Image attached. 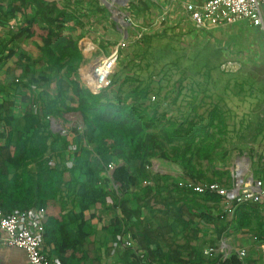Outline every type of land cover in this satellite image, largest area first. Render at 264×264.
Here are the masks:
<instances>
[{"label":"trees","instance_id":"1","mask_svg":"<svg viewBox=\"0 0 264 264\" xmlns=\"http://www.w3.org/2000/svg\"><path fill=\"white\" fill-rule=\"evenodd\" d=\"M90 4L0 0V88L12 87L0 98V210L7 215L26 210L32 216L44 209V251L60 264L82 262L78 254L96 230L95 214L88 218L86 213L109 198L120 211L109 231L133 241L126 250L129 264H244L236 251L223 259L204 250L217 246L231 223L238 229L255 224L262 234L260 203L238 204L230 215L225 196L180 184L230 185L231 174L218 166L209 143L215 134L228 133L225 112L214 105L198 113L206 89L194 94L179 119L161 112L162 99L145 104L150 83L126 96L111 94V78L97 92L82 86L73 78L83 60L79 40L87 27L82 17L110 14L95 0ZM142 4L148 6L140 0L129 8L142 11ZM22 102L26 107L17 115L15 104ZM68 113H80L82 124L72 125L67 134L53 129L48 117L64 119ZM154 158L178 164L186 178L153 172ZM262 159L257 162L263 177ZM112 179L121 184V196ZM207 224L217 228L215 237L203 234Z\"/></svg>","mask_w":264,"mask_h":264},{"label":"rangeland","instance_id":"2","mask_svg":"<svg viewBox=\"0 0 264 264\" xmlns=\"http://www.w3.org/2000/svg\"><path fill=\"white\" fill-rule=\"evenodd\" d=\"M181 8H175L179 16L184 13ZM128 11L134 14V10L128 8ZM158 15L159 12L153 15L151 11H139L133 16L136 22L151 30L129 44L126 42L120 52L116 75L111 77L114 84L111 94L126 96L135 86L150 83L151 91L145 104L162 99L161 112L179 119L189 110L188 101L204 89L205 104L198 109L199 114L218 102H231L233 108L226 112L228 133L215 134L209 143L221 169L230 172L241 160L245 165L243 172L249 173V157L253 156L255 163L259 156L264 157V60L256 64L253 55L246 53L240 71L225 75L218 63L219 53L214 54L211 38L194 33L201 30L192 26L194 31L191 33L183 20L174 23L170 18L166 27H158ZM104 47L109 49L108 45ZM11 88H0V98L12 91ZM15 107L16 114L21 115L26 103H16ZM193 116L195 113L192 112L190 118ZM74 120L80 123V119ZM159 160L162 167H173L170 162Z\"/></svg>","mask_w":264,"mask_h":264},{"label":"crops","instance_id":"3","mask_svg":"<svg viewBox=\"0 0 264 264\" xmlns=\"http://www.w3.org/2000/svg\"><path fill=\"white\" fill-rule=\"evenodd\" d=\"M139 1L140 0H128V2L122 6V9L132 18V25H122L121 23L111 19L110 14H108V18H105L99 12L95 16H93L92 12H89V15L82 17L85 22L84 24L87 27L85 31H83L84 34L79 40V47L83 55V60L78 70L73 75V78L78 79L82 86L86 87L83 81L84 76H86L91 71L93 63L97 59L108 54L121 40H125L129 44L132 40H134V38H140L141 35L145 33V31L151 30L150 28L148 29L143 27L142 24L136 22L133 19L135 13L140 11L139 9H135L134 14L133 11H128L129 5L131 3L138 4ZM146 1L148 6L142 4L140 8H144L142 11H151L153 15H156L159 12L156 22H159L160 24L156 23L159 24L156 26L166 27L165 23L170 18L174 23H180L178 20H181V22L183 20L185 27H188L187 30L191 31L192 33L194 30L191 28V26L193 28L194 26L187 16L183 2H201L203 0ZM95 2L99 6H103L99 0H95ZM83 3L86 5V8H90V0H83ZM175 8H181V10L183 9L184 13H181V16H179ZM163 14L166 15V19L164 20L160 18V16ZM88 18L92 19V22L94 20L97 21L91 25ZM107 20L109 22H106ZM104 27L107 30H105ZM77 31L79 33L82 32V30L79 29ZM194 33L202 36L204 34L213 40L214 54L219 53L218 63H220V69L221 64L227 61L239 62L241 69L243 63L245 62L244 54L246 53H251L253 55V59L256 64H259L262 60H264V32L259 27L252 25L247 20H241L232 24H221L219 26L208 28L207 30H201L199 33L194 31ZM106 45H108L109 49L104 47ZM240 69L238 71H240ZM237 72L223 73L225 75H235ZM214 105H218L225 112V114L228 110L230 111L233 108L231 102L221 101V103L218 102ZM75 118L80 119V124H82L83 118L80 113H68L66 114L65 118L62 119V121L65 124L75 125ZM249 159L250 165L249 173H247V175L249 177L252 175L262 176V173L259 170L258 162H254L253 156L249 157ZM164 161L169 163L167 160ZM170 163L173 166L172 168L162 167V162L159 160V158H154L152 160L151 170L155 173L170 174L175 177L185 179L186 177L184 176L182 168L180 166L178 167L176 163ZM262 163L264 165V157L262 159ZM233 168L230 169V174ZM114 169L115 166L108 170V174L111 176V178ZM111 183L116 194L121 196V184L114 181L113 179ZM260 210L262 212V218L264 222V202L260 203ZM51 212L57 215L58 209H52ZM91 213L95 214L94 217L91 216ZM43 214L44 213H40L38 211H33L32 216L30 217L31 229L35 231L41 237V239H43ZM86 215L88 218L92 217L91 221L95 224L96 230L87 238L85 247L82 249V252L78 254L79 258L82 257V262L80 264H129V257L126 252L128 247L124 245V242L130 238L129 235L115 236L109 231V228L115 221V218L120 215L119 208L114 206L112 198H109L106 204H98L94 209L90 211L88 210ZM233 224L234 223H231L226 228L222 234V237L219 238L215 244L218 245V243L224 241L226 243L225 251L229 254L233 251L238 252V250L245 248L246 255L241 257L244 260V264H264V232L260 234L255 224L251 228L242 229H238ZM203 234L208 237H215L217 234V228L213 224H207L203 229ZM0 235L3 237L5 236L2 230H0ZM208 247L210 246H207L205 250ZM42 249L44 251L43 241ZM218 253L223 254L222 257L224 259L226 253L221 251H218ZM47 255L51 262L60 264L59 259L55 258V256H51L49 254ZM0 264H29V259L24 249L7 246L3 243H0Z\"/></svg>","mask_w":264,"mask_h":264},{"label":"built area","instance_id":"4","mask_svg":"<svg viewBox=\"0 0 264 264\" xmlns=\"http://www.w3.org/2000/svg\"><path fill=\"white\" fill-rule=\"evenodd\" d=\"M100 3L110 11V18L122 25H132V18L122 9L128 0H99ZM184 9L194 28L197 30H207L221 24H232L241 20H247L252 25L259 27L264 32V0H203L201 2L184 1ZM162 20L165 15H161ZM126 46V41L121 40L106 55L97 59L91 71L84 76V85L92 92L101 90L115 73L120 52ZM241 65L237 61H227L221 64V69L226 73L237 72ZM54 129H58L62 134H67L72 125L65 124L62 119L48 117ZM78 119V118H75ZM80 124V123H76ZM75 124V125H76ZM241 160L237 162L231 170L230 185L213 181L210 183H195L192 180L180 182L189 189L196 192L207 190L225 196V211L233 215L236 205L244 202H264V178L262 176H248L247 172L241 170ZM112 167V166H111ZM264 171V169H263ZM44 213V209L40 210ZM31 212L26 210H16L10 214H5L0 210V230L5 236L0 235V243L11 247H19L27 253L29 264H55L49 260L48 255L42 249L41 237L31 229ZM127 247L133 246L132 239L124 242ZM226 243L221 241L217 246H210L204 252L206 255H213L218 251L226 253ZM229 253L225 254L224 259ZM241 257L246 255V249L238 250ZM141 259H145V254L139 252ZM148 264V263H146Z\"/></svg>","mask_w":264,"mask_h":264},{"label":"bare ground","instance_id":"5","mask_svg":"<svg viewBox=\"0 0 264 264\" xmlns=\"http://www.w3.org/2000/svg\"><path fill=\"white\" fill-rule=\"evenodd\" d=\"M240 166H241V170L245 168V165L243 163H241Z\"/></svg>","mask_w":264,"mask_h":264},{"label":"water","instance_id":"6","mask_svg":"<svg viewBox=\"0 0 264 264\" xmlns=\"http://www.w3.org/2000/svg\"><path fill=\"white\" fill-rule=\"evenodd\" d=\"M82 116V115H81ZM83 118V117H82ZM53 127V126H52ZM55 127H53V129H54ZM55 130H57L58 131V129L56 128Z\"/></svg>","mask_w":264,"mask_h":264}]
</instances>
